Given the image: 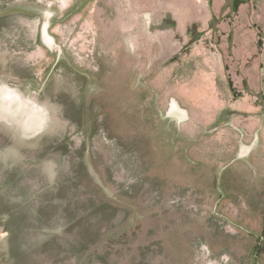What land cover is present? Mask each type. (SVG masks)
Returning <instances> with one entry per match:
<instances>
[{"label":"rangeland","instance_id":"rangeland-1","mask_svg":"<svg viewBox=\"0 0 264 264\" xmlns=\"http://www.w3.org/2000/svg\"><path fill=\"white\" fill-rule=\"evenodd\" d=\"M190 3L0 0V264H264V0L147 36Z\"/></svg>","mask_w":264,"mask_h":264},{"label":"flooded vegetation","instance_id":"flooded-vegetation-1","mask_svg":"<svg viewBox=\"0 0 264 264\" xmlns=\"http://www.w3.org/2000/svg\"><path fill=\"white\" fill-rule=\"evenodd\" d=\"M247 0H205V5L201 10V13L192 15L194 18L191 23L184 25L185 18L191 15L190 7L194 4L190 3L188 6L189 14L184 12V8L180 6L174 11L170 9L164 15L152 13L151 18H147L145 23L147 36H151V40L155 42H168L171 44H184L182 50L187 48L189 45L196 42H218L219 45H226V48L230 53H233L234 46L232 44L238 43L242 35H240L239 29L235 24L229 22L231 13L236 11L243 3ZM217 4V5H216ZM195 13V10H192ZM196 17V18H195ZM140 19V18H139ZM196 19V20H195ZM190 21V20H189ZM256 25H252V31H254ZM247 33V32H246ZM244 33V35L246 34ZM208 34V36H206ZM171 39L169 40V37ZM257 39L260 38L259 32L256 33ZM150 40V39H149ZM181 50V51H182ZM226 72L228 69L224 66ZM227 83L232 91L231 78L227 77ZM245 87L247 83H244ZM247 89V88H246ZM248 90V89H247ZM257 99L260 101V106L264 101L263 97L257 95Z\"/></svg>","mask_w":264,"mask_h":264},{"label":"water","instance_id":"water-1","mask_svg":"<svg viewBox=\"0 0 264 264\" xmlns=\"http://www.w3.org/2000/svg\"><path fill=\"white\" fill-rule=\"evenodd\" d=\"M263 107H264V101L262 102V104H261Z\"/></svg>","mask_w":264,"mask_h":264}]
</instances>
